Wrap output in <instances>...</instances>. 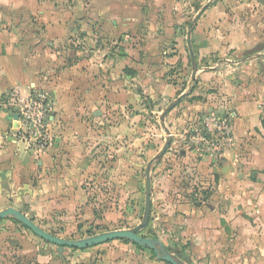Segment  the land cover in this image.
Returning a JSON list of instances; mask_svg holds the SVG:
<instances>
[{"label": "crops", "instance_id": "0c3cea01", "mask_svg": "<svg viewBox=\"0 0 264 264\" xmlns=\"http://www.w3.org/2000/svg\"><path fill=\"white\" fill-rule=\"evenodd\" d=\"M166 1L169 0H159L158 3ZM257 5L264 7V4ZM144 6L145 0H0V211L14 207L28 215L20 205H30L33 211L37 205L50 206L55 202L49 195L43 194L42 185L37 187L35 181L37 168L40 178L54 172L49 167V157L42 154L46 148H27L21 142L17 136L18 124L6 108L7 96L12 90L23 97H27L32 89L49 93V112L52 111L49 120L52 124L60 122L61 118L67 125L77 123L72 115L75 99H78L79 105H91L94 115L106 108L126 110L127 102L135 100L140 92L132 86L130 74L136 59L130 57V49L124 48L129 40L136 41L128 35L131 32L129 29L143 23L142 17L147 14ZM216 14L225 16L220 10H216ZM246 23L248 29L240 25L228 39L214 31L209 34L202 33L200 29L197 31L201 34L207 61L208 57L217 59L208 69L200 70L197 77L218 75L224 65L237 67L250 61L264 62V52L256 48L261 41L264 45V21L256 23L254 15H251ZM257 24L258 29H263L261 40L255 42ZM90 29L104 39L99 41L103 45L98 46L95 40L88 37ZM251 35H254L252 39ZM140 37L137 42L142 41ZM246 40L255 42V51L246 57L238 56L237 60L236 56L241 51L250 50L249 43L240 45ZM89 41L96 49L92 53H88ZM145 41L151 47H158L157 59L162 61L163 49L154 45L158 43L157 39L151 36ZM95 67L98 71L102 70L101 78L89 82ZM247 72L248 76L253 74L250 69ZM254 75H257L255 71ZM199 86L215 90L212 87L215 85L199 83L193 86L190 95L180 105L190 107L182 111L187 112L185 116L189 124H193L188 120L189 115L197 117L198 114L219 112L218 107L207 102L215 98L217 92L203 95L206 96L205 104L202 102L204 99H193L199 96L196 94ZM237 90V95L235 90H227V94L234 98L231 105H234L232 114L237 117L234 126L236 143L224 149L219 157L221 166L214 159L204 156H199L200 161L194 165L207 179H212L208 185L212 184L213 190L219 193L210 194L205 201L197 202L196 207L192 203L178 202L180 214H175V217L182 226L175 227L173 236H167L162 241L165 247H197V253L207 261L206 264H247L243 260L245 257H253L251 264H264V79L252 81L246 90L242 91L240 87ZM156 91L155 87L148 85L144 94L150 93L154 98ZM184 93H189V89H183L177 98ZM242 93L251 94L248 102H240ZM99 99H103L104 107ZM218 118L225 122L224 117ZM58 141L59 137H55L57 151L63 148ZM51 184L58 193L59 181L54 180ZM154 213L152 206L150 218L158 216ZM167 214L171 215V212ZM30 219L45 231L58 235L54 229L36 222L34 217ZM166 219L171 220L169 217ZM180 236L183 238L178 243L176 238ZM39 240L50 247L55 246L41 238ZM36 247L28 245L21 252L28 257H37L38 264H50V255L38 253ZM124 248L109 252L104 257L105 264H168L160 261L152 251L149 252L154 258L141 253L135 259L133 255L126 254ZM54 250L57 252V249ZM170 253L179 259L181 257L177 256V251ZM190 253L191 250L186 249L184 257H191Z\"/></svg>", "mask_w": 264, "mask_h": 264}, {"label": "rangeland", "instance_id": "374dc122", "mask_svg": "<svg viewBox=\"0 0 264 264\" xmlns=\"http://www.w3.org/2000/svg\"><path fill=\"white\" fill-rule=\"evenodd\" d=\"M239 1V9L233 13L234 16L237 17L239 13L241 17L238 18L242 22L249 21L251 15H254L256 23L259 20L264 21V7L257 5L260 0H255V3L251 0ZM201 3V0H169L161 4L156 0H145L144 7L147 9V14L142 17L143 23L135 24V27L129 29L131 32L128 35L130 38L134 37L136 41L129 40L124 48L130 49L132 53L130 57L136 59L133 60L135 68L131 69L130 74H132V86L140 92L135 100L127 102L126 110L106 108L101 110L100 114L94 115L91 105H79L78 99H75L72 115L76 117L77 123L67 125L63 118L55 124L50 123L48 133L51 138L46 139V145L44 142L39 144L34 140L25 139L21 133L17 134L27 148L44 146L46 149L42 154H47L49 157L47 159H50L49 167L54 171L53 177L51 173L46 172L48 176L40 178L37 168L38 175L35 180L37 187L42 185L43 194L49 195L55 202L50 206L37 205L33 211L30 205H20L23 210H26L29 218L34 217L36 222L54 229L58 237L69 240L85 239L116 230H131L142 223L146 203L147 169L162 151L167 138L160 124L163 112L188 84H192L190 80L192 67L186 44V25L198 17ZM249 4L253 6L248 8ZM175 26V37L163 43L162 61L157 59L148 63L143 50L147 43L145 39L161 36L166 28V34L172 36V28ZM258 26L257 24L255 42L262 38L263 28L258 29ZM139 35L142 41L137 42ZM252 36L254 35H251V39ZM88 37L95 40L98 46L103 45L99 41L104 39L93 29H90ZM192 42L199 65L210 66L216 63L217 59L209 57L207 61L199 32L195 34ZM89 43L88 53H92L96 49L91 41ZM248 43L250 50L241 51L236 56L237 60L255 51L253 42L246 40L240 45L246 46ZM256 48L264 52L262 41ZM157 65L159 67L155 68L154 66ZM249 69L253 73L250 76L247 72ZM259 70V73L256 72ZM263 70V61H250L237 67L224 65L220 74L208 76L211 78L198 76L195 85L199 83L215 85L212 86L215 90L201 89L204 86H199L196 89V94L199 96L193 99H204L202 102L205 104L206 96L203 95L215 91L217 92L215 98L212 97L211 101L207 102L214 104L219 110L214 116L198 114L199 121L203 123L200 129L189 124L185 116L187 112H182L185 109L189 110L190 107L184 104L182 107L179 104L169 113L165 123L171 132L172 144L163 157L153 162L150 171L152 206L155 210L154 215L159 217L150 218L148 226L141 230L139 235L161 241L166 240L167 236H173L172 231L175 227L182 226L175 217V214L179 213L178 202L192 203L196 207L197 202L205 201L210 194L219 193L213 190L212 184L208 185V181L212 179H207L194 165L200 161L199 156L214 159L220 164L219 157L224 149L234 146L236 143L234 126L237 117L232 114L234 105L231 103L234 98L227 94V90L233 89L237 95L238 87L243 91L252 81L264 79ZM254 71L257 73L256 76ZM101 72L102 70L98 71L95 67L89 82L93 79L100 80ZM148 85L157 89L154 98L150 93L144 94ZM240 97V102H248L251 94L242 93ZM98 102L104 107L103 99H99ZM51 114L52 111L48 112L49 116ZM218 117L226 119V129H218L216 122ZM205 118H212L214 121H208ZM207 124L210 131L206 127ZM60 132H63L62 135L65 133V136H59ZM206 133L214 135L208 144L202 141L204 137L202 135ZM55 137H59V144L62 143L63 148L59 151L54 147ZM54 180L59 181L58 193L54 191V186L51 184ZM37 187L34 188L38 189ZM168 212H171V215L167 214ZM167 217L171 220H167ZM182 238L181 236L176 238L177 242L180 243ZM28 245L37 246L38 253L44 256L50 255V264H105L104 257L109 252L119 251L122 247H126L124 248L127 250L126 254L133 255L135 259H138L141 253H147L154 258L149 249L137 246L128 240H115L84 250L66 248L61 256L54 250L57 249L56 246L45 245L15 219L6 218L0 222V264H38L31 260L33 257H28V254L21 252ZM39 245L42 247H38ZM166 249L169 252L177 251V256H181L180 259L186 264L201 263L194 257V254L198 252L197 247H166ZM186 249L191 250V257H184L183 253Z\"/></svg>", "mask_w": 264, "mask_h": 264}, {"label": "water", "instance_id": "95a60500", "mask_svg": "<svg viewBox=\"0 0 264 264\" xmlns=\"http://www.w3.org/2000/svg\"><path fill=\"white\" fill-rule=\"evenodd\" d=\"M200 13L198 14L199 17ZM197 17V18H198ZM195 22V21H194ZM193 22V24H194ZM193 27V25H192ZM188 46L191 53V60L193 64V73H192V79H196V75L199 71L197 67V62L195 59L194 51H193V45L191 40V30L188 34ZM188 93H184L180 97H178L176 100H174L169 107L163 112L162 118H161V126L165 130L167 134L166 143L160 151V153L155 157V159L150 163L148 169H147V177H146V203H145V212L144 217L142 220V223L131 230H116V231H110L105 232L99 235H94L85 239L80 240H69V239H63L61 237L55 236L41 227H39L32 219H30L27 215H25L20 210L9 207L5 210L0 211V222L2 220H5L6 218H13L16 221H18L22 226L26 227L30 231H32L37 237L45 240L48 243H51L55 246H57V252L59 255L63 256V252L66 248L70 249H77V250H84L87 248L95 247L101 244H105L111 241L115 240H128L132 243H134L137 246L149 249L152 251L155 256L163 262H166L168 264H186L179 258H177L175 255L170 253L162 241L158 239L153 238H146L141 235H139V232L146 228L150 222V216H151V209H152V181L150 176L151 171V165L154 161L158 160L159 158L163 157L167 151L169 150L171 144H172V137L170 130L166 127V118L169 115V113L175 109L181 101L187 96ZM14 117L15 120H17V116L11 115ZM195 259L198 262L206 263L205 259L202 258L199 253L194 254ZM244 262L249 264L253 261V257H245ZM251 264V263H250Z\"/></svg>", "mask_w": 264, "mask_h": 264}, {"label": "flooded vegetation", "instance_id": "af4514ba", "mask_svg": "<svg viewBox=\"0 0 264 264\" xmlns=\"http://www.w3.org/2000/svg\"><path fill=\"white\" fill-rule=\"evenodd\" d=\"M156 1H159V0H156ZM201 1H202V3H201V7L199 9V13H200L199 17L198 18L196 17L194 20L190 21L188 23V25H186V27H187L186 44H187L189 60H190L191 67H192V73H193V64H192V60H191L190 49L188 46V34H189L190 30H191V40L193 41V38L195 37V33L199 29L204 34L205 33L209 34V33H212L214 31L215 33H218V34L224 36L226 39H228V37L231 36V33H233L234 30L238 29L240 27V25L241 26L243 25L247 29L249 27V26H247L248 22L246 23V21L243 20L245 22L243 24L242 21L238 18V17H241V16H239L240 15L239 13H238L237 17L233 15V13L239 9V7H238L240 5L239 0H201ZM248 1H250V0H248ZM251 1H254V0H251ZM259 3L264 4V0H260ZM249 5H247L248 8H250ZM216 7H217V9H216ZM233 8H235V9H233ZM216 10H220V12L224 13L225 16L219 17L216 14ZM224 20H227V21H224ZM193 22H194V24H193ZM210 23H212V24L210 25ZM192 25H193V27H192ZM172 31L174 34V35L172 34V36L166 34L167 33V28H166L161 33V36L159 35L157 37H154L157 39L156 42H158V43L155 42L156 43L155 45L159 46V48H162V46H163L162 43L165 42L169 37H170V39H168L167 41L172 40L175 37L176 26L174 28H172ZM192 45H193V42H192ZM143 50H145V52L147 53L146 60L148 63H151L152 61H157L158 47H154V46L151 47L148 45V43H146V46L143 48ZM193 51H194V48H193ZM155 53H156V56H155ZM194 55H195V53H194ZM195 59H196V56H195ZM196 62H197V59H196ZM158 65H159V63H158ZM158 65L154 66V67L155 68L159 67ZM197 67L199 69V71L197 73V75H198L199 72H201L200 70H202L203 68L208 69L210 66H201L197 63ZM197 75H196V79L193 80L192 74H191L190 80H191L192 84H188L187 87H185V88L189 89V93L187 94V96H189L190 92L193 90V86L195 85V81L197 80ZM183 100L181 101V103L183 102ZM203 115L211 116V115H215V114L214 113H204ZM206 119H208V118H205V120ZM188 120L190 121V123H193L195 125L196 129H200V127L203 126L202 121H199L198 117H195L193 115H189ZM205 135L208 138L211 137V135L209 133H206Z\"/></svg>", "mask_w": 264, "mask_h": 264}, {"label": "built area", "instance_id": "2783aa9c", "mask_svg": "<svg viewBox=\"0 0 264 264\" xmlns=\"http://www.w3.org/2000/svg\"><path fill=\"white\" fill-rule=\"evenodd\" d=\"M51 98L49 93L39 90L32 89L27 97H23L19 92L12 90L7 96L6 108L11 112V115L17 116V120H14L18 126V133L22 135L23 138L35 141L39 144L46 145V139H50L49 131V115ZM13 118V117H12ZM208 121H214V119L209 118ZM218 129H226V126L222 123L225 122L216 120ZM222 126V127H220ZM208 131L209 124H207ZM211 137L208 138L206 135H202V141L206 144L209 140L213 139L214 135L210 133ZM219 141H220V137ZM222 138V137H221ZM223 139V138H222ZM39 146V145H38ZM43 148L44 146H39Z\"/></svg>", "mask_w": 264, "mask_h": 264}, {"label": "trees", "instance_id": "16d2710c", "mask_svg": "<svg viewBox=\"0 0 264 264\" xmlns=\"http://www.w3.org/2000/svg\"><path fill=\"white\" fill-rule=\"evenodd\" d=\"M263 125H264V120H263ZM24 228H26V227H24ZM27 229V228H26ZM27 230H29V229H27ZM53 235H55V234H53ZM55 236H57V235H55ZM154 254V253H153ZM31 260H33L34 262H36V263H38V259H37V257H33V259H31Z\"/></svg>", "mask_w": 264, "mask_h": 264}]
</instances>
